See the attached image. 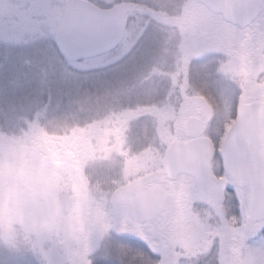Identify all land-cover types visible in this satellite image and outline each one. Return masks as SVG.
<instances>
[{"label":"rangeland","instance_id":"rangeland-1","mask_svg":"<svg viewBox=\"0 0 264 264\" xmlns=\"http://www.w3.org/2000/svg\"><path fill=\"white\" fill-rule=\"evenodd\" d=\"M69 1L0 0V264H264L263 223L218 163L224 204L161 168L189 117L218 145L241 103L264 101V0L245 30L191 0H90L131 10L120 46L81 62L55 44ZM152 186L164 210L133 221L124 200Z\"/></svg>","mask_w":264,"mask_h":264},{"label":"water","instance_id":"water-1","mask_svg":"<svg viewBox=\"0 0 264 264\" xmlns=\"http://www.w3.org/2000/svg\"><path fill=\"white\" fill-rule=\"evenodd\" d=\"M212 12L221 14L234 25L245 28L259 15L260 0H196ZM129 4L104 10L85 0H72L55 37L60 55L68 61L96 57L115 49L122 41ZM205 126L191 117L183 126L187 143L173 142L165 151L162 167L171 180L180 173L191 175L200 194L209 202H224L228 183L213 176L211 163L214 148L202 135ZM224 172L241 189L245 198L249 221H264V102L242 104L238 116L227 132L218 153ZM116 194L112 198L117 217ZM166 192L159 187L139 191L130 199V213L135 221H151L163 210ZM78 230V234H82Z\"/></svg>","mask_w":264,"mask_h":264},{"label":"flooded vegetation","instance_id":"flooded-vegetation-1","mask_svg":"<svg viewBox=\"0 0 264 264\" xmlns=\"http://www.w3.org/2000/svg\"><path fill=\"white\" fill-rule=\"evenodd\" d=\"M125 202V201H124ZM120 204V203H119ZM119 209V207H118ZM120 235V238L124 239L123 242H128L129 240H131V237H130V233L129 232H123ZM138 240H139V244L138 245H131V247L133 246L134 250L138 253H140L141 251H148V253L153 256L154 258L157 257V254L156 252H154L151 248V246L148 244V242L146 240L141 241V237L138 235ZM138 242V241H136ZM142 242V244H141ZM130 246V245H129ZM137 255V254H136ZM124 257V256H123ZM140 261H136L135 264H142V263H139Z\"/></svg>","mask_w":264,"mask_h":264}]
</instances>
